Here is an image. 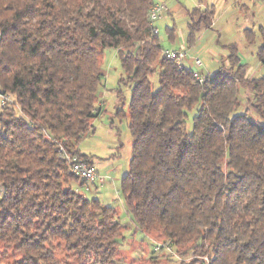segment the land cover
<instances>
[{
	"label": "clouds",
	"instance_id": "1",
	"mask_svg": "<svg viewBox=\"0 0 264 264\" xmlns=\"http://www.w3.org/2000/svg\"><path fill=\"white\" fill-rule=\"evenodd\" d=\"M0 264H264V0H0Z\"/></svg>",
	"mask_w": 264,
	"mask_h": 264
}]
</instances>
